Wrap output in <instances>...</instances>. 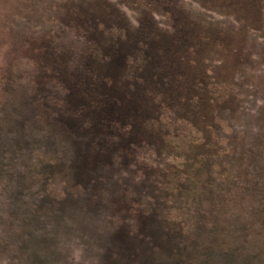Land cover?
I'll return each instance as SVG.
<instances>
[{"label": "trees", "instance_id": "trees-1", "mask_svg": "<svg viewBox=\"0 0 264 264\" xmlns=\"http://www.w3.org/2000/svg\"><path fill=\"white\" fill-rule=\"evenodd\" d=\"M1 8L0 264H264V0Z\"/></svg>", "mask_w": 264, "mask_h": 264}, {"label": "rangeland", "instance_id": "rangeland-1", "mask_svg": "<svg viewBox=\"0 0 264 264\" xmlns=\"http://www.w3.org/2000/svg\"><path fill=\"white\" fill-rule=\"evenodd\" d=\"M22 0H0V7H3L1 9L4 16L7 15L8 17H10V10L15 9L16 7H18L20 5ZM6 6V7H5ZM5 7V8H4ZM8 11V12H7ZM1 39V36H0ZM5 50H4V46L2 45L1 41H0V60L4 59V55H5ZM263 85H264V80H263ZM257 104H261V102H258ZM76 259L80 260L79 262H89L91 259H94V257L92 258L87 252H84L83 255L81 256V251L78 250V253L76 255ZM84 264V263H82Z\"/></svg>", "mask_w": 264, "mask_h": 264}]
</instances>
